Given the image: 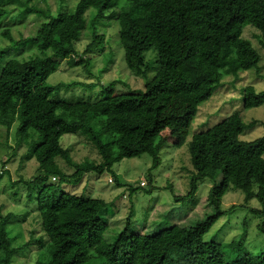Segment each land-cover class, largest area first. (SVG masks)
<instances>
[{
  "label": "trees",
  "instance_id": "trees-1",
  "mask_svg": "<svg viewBox=\"0 0 264 264\" xmlns=\"http://www.w3.org/2000/svg\"><path fill=\"white\" fill-rule=\"evenodd\" d=\"M39 1L46 4L47 0H0L1 34L11 41L14 37L3 26L5 23H17L18 18L35 13L44 20L34 35L25 37L21 33V39L5 49L31 43L36 49L31 54L21 57L23 49L19 56L4 62L6 51H0V125L5 126L7 134L16 125L18 146L29 142L31 156L38 162L33 178L25 183L29 187L27 196L32 201L36 199L39 225L44 231L22 246H15L9 225L16 213L0 211L4 264H14L13 257L19 249L32 244L44 247L46 240L51 243V252L45 264H264V251H252L240 238L223 243L204 240L225 214L222 199L231 189L244 192L246 201L256 196L260 207L250 209L264 217V135L254 140L241 139L248 124L240 112L194 133L189 141L193 170L185 197H192L199 182L212 176L205 170L207 163H216L222 174L221 182L211 187L208 196L213 211L193 226L174 225L156 233H142L134 231L127 219L113 239L107 240L109 219L104 212L108 202L69 193L63 186L79 184L90 171L110 172L118 160L146 151L153 153V165H158V154L147 140L156 133L162 111L173 98L184 101L194 111L214 94L225 72L237 79L241 70L256 68L264 77L260 73L262 56L244 35V27L251 24L259 30L264 44V0H79L72 10L63 7L56 12ZM89 9L92 16L88 20ZM118 15L125 19L123 32L127 38H133L140 28L147 30L158 52V71L137 91L114 93L115 86L122 84L117 79L106 85V93L94 102L84 97L77 103L56 99L55 88L48 83V63L68 60L70 64L87 66L76 43L91 37L82 55L99 47L104 37L98 34L97 21ZM137 69L138 74L149 71L147 66ZM242 100L245 108L261 106L264 90L258 92L253 84L246 85ZM65 109L75 116H69ZM61 124L67 132H82L97 149L99 160L84 165L72 163L60 144V136L65 133L60 132ZM52 148L76 168L74 176L69 177L67 170L60 171L58 167L43 171ZM6 172L7 169L0 176ZM52 174L59 175L55 183L49 181ZM115 182L122 185L119 178ZM258 229L264 232V219ZM36 233L31 231V235Z\"/></svg>",
  "mask_w": 264,
  "mask_h": 264
},
{
  "label": "rangeland",
  "instance_id": "rangeland-1",
  "mask_svg": "<svg viewBox=\"0 0 264 264\" xmlns=\"http://www.w3.org/2000/svg\"><path fill=\"white\" fill-rule=\"evenodd\" d=\"M57 1L47 0L46 4L44 1L39 3L44 7L50 5L51 10L56 12L63 7L72 10L79 0H64L63 3ZM91 11L92 9H89L86 13L88 20L92 16ZM18 20L17 23L3 25L10 29L13 41L5 38L0 29V51H6L4 62L19 56L23 49L25 52L20 54L21 57H26L32 50H36L31 43L15 44L5 50L10 43L21 39V33H24L25 37L34 35L37 27L44 21L43 18L37 17L36 13L20 17ZM125 27V19L120 15L115 19L97 21L98 34L103 35L104 42L85 55L82 54L91 37L76 43L77 52L87 60V66L70 64L68 60L48 63V83L54 86L56 99L77 103L84 97L94 102L106 93L104 87L117 79L121 80L122 84L115 86L114 93L137 91L144 87L147 79L160 67L158 52L145 28L138 29L133 38H127L123 32ZM244 30V35L252 40L262 56L260 73L263 74L264 44L260 41L259 30L251 24L246 25ZM88 32L90 33V30ZM138 66H147L149 71L145 75L138 74ZM249 84H253L258 92L264 90V77L256 68L241 70L237 79L231 73L225 72L223 82L214 94L194 111L190 110L184 101L173 98L162 111L156 133L150 135L147 140L149 147L158 154V165H153V153L146 151L118 160L110 172L90 171L77 185L64 183V189L69 193L82 194L85 198H102L108 202L104 212L105 217L109 219V227L105 232L107 240L113 239L125 226L127 219L134 231L142 233H156L174 225L193 226L213 211L208 196L211 187L221 182L222 174L216 163H207L205 170L213 177L207 175L199 182L197 192L186 198L185 195L191 187L193 170L188 149L189 141L194 133L210 129L234 112H240L243 121L248 124L240 135L241 139L254 140L263 136L264 102L261 106L252 108L243 106L242 88ZM60 111L62 109L58 113ZM69 111L65 109L69 116H75ZM15 126L7 134L5 126L0 125V161L7 168L5 175L0 176V211L16 213L9 225V233L13 245L22 246L33 236L43 235L44 231L39 225L36 199L32 201L27 196L29 187L25 183L33 178L38 162L35 156H31L29 142L23 141L18 146ZM67 131L65 125L61 124L60 132L65 133L60 136V144L68 151L72 163L84 165L88 161L99 160L97 149L89 144L82 132ZM160 139L163 141L158 147ZM57 167L60 171L67 170L69 177L75 175L76 168L69 165L64 156H60L59 150L52 148L43 171L55 170ZM109 177L114 178L113 182H109ZM118 178L122 185L115 182ZM141 178H146L144 180H147V186H140ZM58 180V174L49 177L51 183ZM221 207L225 214L204 235V240L223 243L240 238L252 251H264V232L258 229V224L264 217L254 214L250 209L260 207L257 197L253 196L246 201L244 192L231 189L223 196ZM33 230L37 232L36 235H31ZM50 247L51 243L46 240L44 247L32 244L19 249L14 254V264H45L44 259L50 254ZM3 260L4 255L0 250V264H4Z\"/></svg>",
  "mask_w": 264,
  "mask_h": 264
},
{
  "label": "clouds",
  "instance_id": "clouds-1",
  "mask_svg": "<svg viewBox=\"0 0 264 264\" xmlns=\"http://www.w3.org/2000/svg\"><path fill=\"white\" fill-rule=\"evenodd\" d=\"M3 164V163H2ZM6 167V166H5ZM5 169H7V168H5ZM53 177H55V176H53ZM143 179V180H142ZM144 179H146V178H141L140 179V186H142V187H145V186H147V184H148V182H147V180H144ZM54 180H56V177L54 178ZM113 180H114V178H112V177H109V182H113Z\"/></svg>",
  "mask_w": 264,
  "mask_h": 264
},
{
  "label": "built area",
  "instance_id": "built-area-1",
  "mask_svg": "<svg viewBox=\"0 0 264 264\" xmlns=\"http://www.w3.org/2000/svg\"><path fill=\"white\" fill-rule=\"evenodd\" d=\"M5 168L6 167H4L3 164H2V162L0 161V174H2L4 172Z\"/></svg>",
  "mask_w": 264,
  "mask_h": 264
}]
</instances>
